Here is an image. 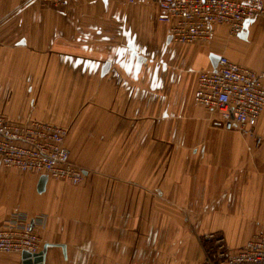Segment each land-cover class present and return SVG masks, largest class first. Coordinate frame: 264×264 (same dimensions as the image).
<instances>
[{"label": "crops", "instance_id": "0c3cea01", "mask_svg": "<svg viewBox=\"0 0 264 264\" xmlns=\"http://www.w3.org/2000/svg\"><path fill=\"white\" fill-rule=\"evenodd\" d=\"M158 14L154 0H0V114L66 127L86 173L41 185L0 164V228L42 216L41 264H202L203 235L235 249L264 231V108L244 135L194 100L212 57L264 80V17L236 38L216 26L206 46L173 42Z\"/></svg>", "mask_w": 264, "mask_h": 264}, {"label": "built area", "instance_id": "2783aa9c", "mask_svg": "<svg viewBox=\"0 0 264 264\" xmlns=\"http://www.w3.org/2000/svg\"><path fill=\"white\" fill-rule=\"evenodd\" d=\"M36 1L64 7L71 0ZM122 1L132 4L137 0ZM154 1L159 19L171 24L170 39L179 44L209 42L216 26H225L230 36L238 37L246 32L247 21L264 17V0ZM194 100L216 110L224 129L251 135L264 108V80L254 70L220 56L212 70L200 71ZM67 135L68 129L62 125L32 118L14 123L0 114V164L78 185L86 173L72 161ZM43 221L42 216L25 211L11 212L0 228V253L40 252L43 242L35 226ZM201 243L202 264H264V231L254 233L235 249L218 232L203 235Z\"/></svg>", "mask_w": 264, "mask_h": 264}, {"label": "water", "instance_id": "95a60500", "mask_svg": "<svg viewBox=\"0 0 264 264\" xmlns=\"http://www.w3.org/2000/svg\"><path fill=\"white\" fill-rule=\"evenodd\" d=\"M170 39V37H169ZM218 58L217 57H212V64L213 67L216 66ZM46 179V175H43L41 177V185L44 183V180ZM22 259H23V263L24 264H41L42 260H43V251H40L38 253H30V252H23L21 255Z\"/></svg>", "mask_w": 264, "mask_h": 264}, {"label": "rangeland", "instance_id": "374dc122", "mask_svg": "<svg viewBox=\"0 0 264 264\" xmlns=\"http://www.w3.org/2000/svg\"><path fill=\"white\" fill-rule=\"evenodd\" d=\"M227 37H229V38H236V37H234V36H230L229 34H227ZM210 42H212V40L211 41H209V42H206L207 44H204V45H206V46H208V44L210 43ZM169 50H170V48H169ZM88 168H89V170H91V172H93V173H99V172H103L104 170H102L101 169V167H96V166H88ZM14 169V168H13ZM18 170V169H17ZM21 172H24V171H21ZM26 173V172H25ZM27 173H35V172H27ZM108 173H111V167H109V172ZM35 174H37V173H35ZM68 184H70L69 182H68ZM70 185H72V186H79V185H73V184H70ZM10 213V212H9ZM9 213L7 214V216H5V220H6V218L8 217V215H9ZM0 217H2L1 215H0ZM0 219H2V218H0ZM219 233V232H218ZM222 234V233H221ZM222 235H224V234H222ZM225 237V236H224ZM225 239H226V237H225ZM200 241H201V237H200ZM43 242V241H42ZM227 244H229V243H227ZM229 247H230V249H233L230 245H228ZM238 248V247H237Z\"/></svg>", "mask_w": 264, "mask_h": 264}]
</instances>
